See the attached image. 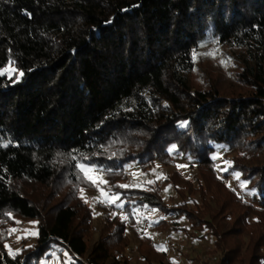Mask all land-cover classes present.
Wrapping results in <instances>:
<instances>
[{"label": "trees", "instance_id": "1", "mask_svg": "<svg viewBox=\"0 0 264 264\" xmlns=\"http://www.w3.org/2000/svg\"><path fill=\"white\" fill-rule=\"evenodd\" d=\"M207 52L234 65L240 90L222 91L199 65ZM10 62L13 75H0V264L56 254L130 264L119 216L90 243L94 210L79 189L97 187L80 163L102 170L131 223L134 208L162 212L155 229L176 231L168 218L183 217L213 237L212 264H264V0H0V69ZM173 145L200 176L195 186L176 174L181 202L119 187L130 163L172 165ZM234 173L253 202L228 185ZM18 220L36 224V242L12 256L4 245ZM139 251L147 264L168 257L147 237Z\"/></svg>", "mask_w": 264, "mask_h": 264}, {"label": "rangeland", "instance_id": "2", "mask_svg": "<svg viewBox=\"0 0 264 264\" xmlns=\"http://www.w3.org/2000/svg\"><path fill=\"white\" fill-rule=\"evenodd\" d=\"M199 65L218 78L222 91L228 92L241 89L233 80L230 73L234 65L228 66L225 60L216 57L213 52H207ZM224 151L225 149L219 148L213 156V158L215 157L216 169L221 178H223L229 167V164L223 157ZM169 152L173 160V164L170 166L156 162L147 171H142L137 163L128 164L126 169L129 172V176L126 185L137 188H160L163 199L169 205L181 202L173 184L176 174L180 175L183 180L190 181L197 186V180L200 177L199 171L196 168V163L189 156L177 150ZM96 169L100 171L95 173V175L106 181L102 170L100 168ZM228 179V185L234 187L246 200L253 202V199L258 198L257 193L246 190L245 183L235 173L231 174ZM82 195L87 200L86 203L94 210L93 232L90 239L92 246L99 242L105 220L108 217L112 218L117 215L127 225L125 234L130 239L131 246L126 250V257L130 261V264H147L139 251V246L146 237L155 242L161 250L167 252L168 257L165 264H198L199 260H203L204 264L213 263L215 258L211 253L214 248L213 237L208 234L202 236V234L189 231V224L183 217L178 220L172 217L168 218L171 222H178L179 229L176 231L155 229L153 227L165 218V215L157 209L134 208L132 215L135 218V223H131L130 214L125 210V202L120 201V199L115 204L100 202L97 198L100 197L103 200V197H101L98 189H85L81 193ZM85 199L83 200L85 201ZM109 204L114 205L116 210L109 211L104 207L102 208V206H109ZM124 217H127V220ZM13 229L15 231H10L9 240L5 243L4 247L10 255L15 256L22 251L23 247H31L35 244L36 235H31V233H36V224L18 220L11 230ZM9 248L12 250L11 252ZM12 253L16 254L13 255ZM42 264H61L60 255L56 254L55 257L45 260Z\"/></svg>", "mask_w": 264, "mask_h": 264}, {"label": "snow or ice", "instance_id": "3", "mask_svg": "<svg viewBox=\"0 0 264 264\" xmlns=\"http://www.w3.org/2000/svg\"><path fill=\"white\" fill-rule=\"evenodd\" d=\"M15 71L16 70L11 67V62H10L8 67H6L4 69H0V75L7 74V75L11 76ZM21 75H22V73H21ZM175 150H177L175 145H173L172 148L169 149V151H175ZM79 169H80L81 173L83 174V177L86 179V181L90 182L92 185L97 187V189L100 191L101 197H103V200H101L100 197H98L97 200H100V202H107L110 204H115L117 202V200H119V194L108 193L105 191V189L103 187H101V184L107 185L108 182L103 180L101 177L95 175V173L100 171L99 169H96L92 165H86L84 163L79 164ZM236 175L239 176V173H236ZM119 187L127 188V187H129V185H119ZM79 191L81 193H83V189H79ZM81 198L85 199V197L83 195L81 196ZM85 202H87L86 199H85ZM118 206H122V205H118ZM124 219L127 220V217H124ZM154 222H156V221H154ZM149 226H151V225H149ZM11 231H15V229H13ZM31 235H37V233L33 232V233H31ZM164 250H166V249H164ZM9 251L11 252L12 250L9 248ZM12 254L15 255L16 253H12Z\"/></svg>", "mask_w": 264, "mask_h": 264}, {"label": "built area", "instance_id": "4", "mask_svg": "<svg viewBox=\"0 0 264 264\" xmlns=\"http://www.w3.org/2000/svg\"><path fill=\"white\" fill-rule=\"evenodd\" d=\"M198 264H204L203 260H199Z\"/></svg>", "mask_w": 264, "mask_h": 264}]
</instances>
